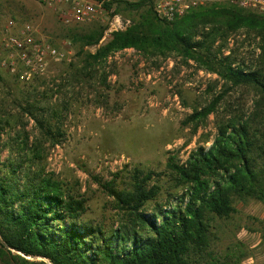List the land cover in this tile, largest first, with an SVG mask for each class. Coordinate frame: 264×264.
Masks as SVG:
<instances>
[{
    "label": "rangeland",
    "instance_id": "rangeland-1",
    "mask_svg": "<svg viewBox=\"0 0 264 264\" xmlns=\"http://www.w3.org/2000/svg\"><path fill=\"white\" fill-rule=\"evenodd\" d=\"M109 1L103 0L101 12L91 21L65 25L37 0H0V60L8 55L1 44L5 33H16L25 24L34 28L38 41L61 53L60 59L49 61L44 74L27 82L0 66V117L9 121L0 133L1 159L18 161L16 141L26 133L29 146L34 141L40 146V158L25 164L42 168L43 174L53 173L67 192L81 195L86 206L81 220L106 231L118 226L122 211L95 178L101 182L114 178L118 187H128L132 168L151 171L159 191L143 209L152 211L157 204L169 208L186 188L167 167L169 156L182 163L194 149L211 145L218 125L230 117L248 119L256 108L264 114V99L256 105L261 99L256 88L226 84L217 73L175 51L161 55L125 48L95 62L88 60L80 54L79 42L67 34L98 23L104 26L103 43L113 31L123 30L130 14L116 12L115 4L106 7ZM208 29L209 24L199 27V32ZM261 46L258 34L242 27L219 37L210 51L217 58L230 55L231 65L254 69L260 66ZM96 47L83 50L93 53ZM213 99L218 101L206 118L189 117ZM27 104L34 106L36 117L50 123L54 133L62 134L56 135L57 142L52 143L34 116L23 110ZM255 127L264 133V126L253 123ZM233 205L235 212L229 217L212 221L215 236L194 264H264V203L246 197ZM10 251L0 256V264H16L12 255L23 256Z\"/></svg>",
    "mask_w": 264,
    "mask_h": 264
},
{
    "label": "trees",
    "instance_id": "trees-1",
    "mask_svg": "<svg viewBox=\"0 0 264 264\" xmlns=\"http://www.w3.org/2000/svg\"><path fill=\"white\" fill-rule=\"evenodd\" d=\"M112 4L116 12L130 14V23L123 30L113 31L103 43L104 26L98 23L82 31L73 28L67 34L79 42L80 54H86L88 60L95 62L125 48L161 55L175 51L217 73L226 84L256 88L261 95L257 107L264 99V15L211 2L167 22L155 15L153 0L104 3L106 7ZM207 24L210 29L200 33L199 27ZM242 27L255 31L261 39L260 66L254 69L231 65L230 55L217 58L210 51L219 37ZM198 34L200 39H195ZM90 45H97L93 53L83 50ZM217 101L213 99L189 117L206 118ZM23 108L34 116L41 132L52 143L57 142L56 135L62 134L54 133L43 117H36L33 105ZM257 110L248 119L233 116L220 123L211 145L194 149L186 161L168 157L167 167L178 184L186 186L169 208L157 204L152 211L143 209L159 191L151 171L132 168L128 187H118L114 178L103 182L95 178L113 198L115 208L122 211L118 226L108 231L81 220L86 211L81 195L67 192L53 173L43 174L42 168L25 164L40 158V146L35 141L29 146L27 134H18V161L4 162L0 145V256L11 254V249L20 252L23 256L12 255L16 264L197 263L215 236L212 221L234 213L236 199L251 197L264 203V133L253 128V123L264 126V114ZM5 125L9 121L0 117V133ZM26 256L43 257L48 262Z\"/></svg>",
    "mask_w": 264,
    "mask_h": 264
},
{
    "label": "built area",
    "instance_id": "built-area-1",
    "mask_svg": "<svg viewBox=\"0 0 264 264\" xmlns=\"http://www.w3.org/2000/svg\"><path fill=\"white\" fill-rule=\"evenodd\" d=\"M37 1L57 13L59 20L65 25L91 21L101 12L103 2V0ZM211 2L228 3L264 15V0H153V11L159 19L171 22L190 9ZM117 25L121 28L119 24ZM34 34V28L30 24H25L16 33L6 32L1 41L8 55L0 60V66L23 82L44 74L50 60L61 58V53L55 46L38 41Z\"/></svg>",
    "mask_w": 264,
    "mask_h": 264
},
{
    "label": "water",
    "instance_id": "water-1",
    "mask_svg": "<svg viewBox=\"0 0 264 264\" xmlns=\"http://www.w3.org/2000/svg\"><path fill=\"white\" fill-rule=\"evenodd\" d=\"M43 258V257H42ZM45 259V258H44Z\"/></svg>",
    "mask_w": 264,
    "mask_h": 264
}]
</instances>
